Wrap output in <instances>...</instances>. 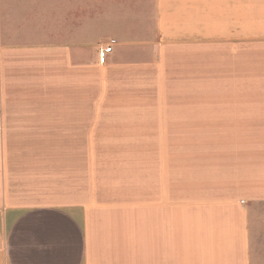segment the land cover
Wrapping results in <instances>:
<instances>
[{
  "label": "crops",
  "instance_id": "obj_1",
  "mask_svg": "<svg viewBox=\"0 0 264 264\" xmlns=\"http://www.w3.org/2000/svg\"><path fill=\"white\" fill-rule=\"evenodd\" d=\"M212 50L234 136L219 171L195 187L126 188L113 204L77 182L70 193L67 132L99 114L82 104L85 73ZM31 78L43 92L22 90ZM251 81L264 83V0H0V264H264V89Z\"/></svg>",
  "mask_w": 264,
  "mask_h": 264
},
{
  "label": "rangeland",
  "instance_id": "obj_2",
  "mask_svg": "<svg viewBox=\"0 0 264 264\" xmlns=\"http://www.w3.org/2000/svg\"><path fill=\"white\" fill-rule=\"evenodd\" d=\"M158 63L129 74L85 73L82 104L99 114L92 130L67 132L70 193L77 182L97 188L100 204H113L126 188L195 187L205 173L219 171L222 142L234 137L220 126L219 51L210 58L166 52ZM40 86L32 79L22 90L43 92ZM261 89L264 83H244V90Z\"/></svg>",
  "mask_w": 264,
  "mask_h": 264
},
{
  "label": "built area",
  "instance_id": "obj_3",
  "mask_svg": "<svg viewBox=\"0 0 264 264\" xmlns=\"http://www.w3.org/2000/svg\"><path fill=\"white\" fill-rule=\"evenodd\" d=\"M114 40H111L108 45L104 46L98 53V61L103 64L105 62L106 54L111 51Z\"/></svg>",
  "mask_w": 264,
  "mask_h": 264
}]
</instances>
